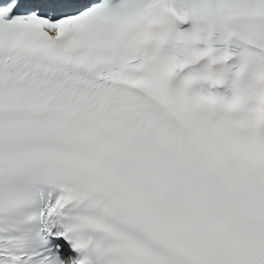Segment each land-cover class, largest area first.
Returning <instances> with one entry per match:
<instances>
[{
  "label": "snow or ice",
  "instance_id": "1",
  "mask_svg": "<svg viewBox=\"0 0 264 264\" xmlns=\"http://www.w3.org/2000/svg\"><path fill=\"white\" fill-rule=\"evenodd\" d=\"M0 264H264V0H0Z\"/></svg>",
  "mask_w": 264,
  "mask_h": 264
}]
</instances>
